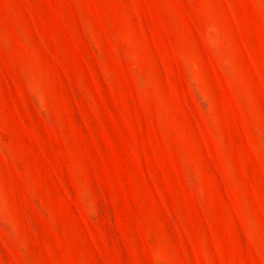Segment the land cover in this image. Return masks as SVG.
<instances>
[{
  "label": "rangeland",
  "instance_id": "374dc122",
  "mask_svg": "<svg viewBox=\"0 0 264 264\" xmlns=\"http://www.w3.org/2000/svg\"><path fill=\"white\" fill-rule=\"evenodd\" d=\"M0 264H264V0H0Z\"/></svg>",
  "mask_w": 264,
  "mask_h": 264
}]
</instances>
